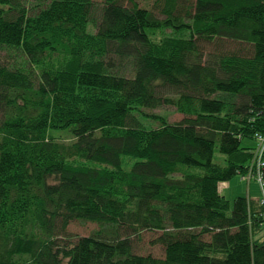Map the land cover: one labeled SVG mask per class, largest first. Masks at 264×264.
<instances>
[{"label":"trees","instance_id":"trees-1","mask_svg":"<svg viewBox=\"0 0 264 264\" xmlns=\"http://www.w3.org/2000/svg\"><path fill=\"white\" fill-rule=\"evenodd\" d=\"M257 135L264 0H0V264H264Z\"/></svg>","mask_w":264,"mask_h":264},{"label":"rangeland","instance_id":"rangeland-1","mask_svg":"<svg viewBox=\"0 0 264 264\" xmlns=\"http://www.w3.org/2000/svg\"><path fill=\"white\" fill-rule=\"evenodd\" d=\"M141 6L143 7H152L153 6V2L155 0H137ZM167 33H171V31H168ZM155 113L158 114H162V115H166L169 117V120L171 122H178L181 121L184 116L177 112L173 107H164L162 109H158L156 111H154ZM152 127L157 126L156 123H152L149 124ZM251 143L247 140L244 141V145H250ZM221 155L217 154V159H220ZM257 163V162H256ZM254 164V160L252 162V165ZM253 169V167H252ZM252 169L244 176L242 177H248L252 171ZM249 181H256L259 184V187L261 189V201L262 198L264 196L263 193V188H262V184H260V181H258L257 179H249ZM259 187L254 186L253 189L254 190H258ZM246 189L247 186L245 185V183L243 182L241 177H236L235 180L232 182V185L230 188H225L223 190V195L232 203L234 202V200L238 197H242V196H238V193H246ZM98 229V226L96 224H92V223H81V222H73L71 223V225L68 228V236L71 237V239L75 240L78 237H84V236H89L91 235L94 231H96ZM157 238L156 234H152V233H144L143 235V239L139 240L136 242V248L135 251L138 254L141 255H154L155 257H164V248L162 245L160 244H156L153 243V241Z\"/></svg>","mask_w":264,"mask_h":264},{"label":"built area","instance_id":"built-area-1","mask_svg":"<svg viewBox=\"0 0 264 264\" xmlns=\"http://www.w3.org/2000/svg\"><path fill=\"white\" fill-rule=\"evenodd\" d=\"M257 148L255 152L253 169L248 176L249 179H257L262 184L264 193V135H257ZM257 162V163H256ZM262 204L264 205V196L262 198Z\"/></svg>","mask_w":264,"mask_h":264},{"label":"crops","instance_id":"crops-1","mask_svg":"<svg viewBox=\"0 0 264 264\" xmlns=\"http://www.w3.org/2000/svg\"><path fill=\"white\" fill-rule=\"evenodd\" d=\"M249 142L251 144L250 145H245V146H257V144L255 142H252V141H249ZM241 178H242L243 182L245 183V185L247 186V189H246V193H238L239 194L238 196L247 197V198H253V199H260V197H261V189L259 187V184L256 181H249L247 179H244L245 177L241 176ZM233 181L226 182V183H221L220 184L221 192L223 193V190L225 188H230ZM254 186L259 187V189L258 190H254L253 189ZM222 188H223V190H222Z\"/></svg>","mask_w":264,"mask_h":264}]
</instances>
